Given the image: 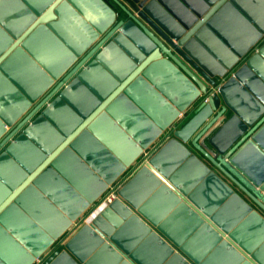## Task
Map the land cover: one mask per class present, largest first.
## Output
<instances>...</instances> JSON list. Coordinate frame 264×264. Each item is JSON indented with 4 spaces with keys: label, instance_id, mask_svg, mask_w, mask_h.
I'll return each mask as SVG.
<instances>
[{
    "label": "water",
    "instance_id": "1",
    "mask_svg": "<svg viewBox=\"0 0 264 264\" xmlns=\"http://www.w3.org/2000/svg\"><path fill=\"white\" fill-rule=\"evenodd\" d=\"M37 261L264 264V0H0V264Z\"/></svg>",
    "mask_w": 264,
    "mask_h": 264
},
{
    "label": "built area",
    "instance_id": "2",
    "mask_svg": "<svg viewBox=\"0 0 264 264\" xmlns=\"http://www.w3.org/2000/svg\"><path fill=\"white\" fill-rule=\"evenodd\" d=\"M147 153H144L143 156H147ZM130 178V172H126L125 174L122 175L120 182L117 183L116 185L112 186L109 188V194L107 196H105L102 200H101V206H105L106 204L110 203L114 198H115V192ZM35 264H40V262H36Z\"/></svg>",
    "mask_w": 264,
    "mask_h": 264
},
{
    "label": "crops",
    "instance_id": "3",
    "mask_svg": "<svg viewBox=\"0 0 264 264\" xmlns=\"http://www.w3.org/2000/svg\"><path fill=\"white\" fill-rule=\"evenodd\" d=\"M185 117V115H182L180 118H184ZM167 135H162L154 144H153V147H152V149H149L148 150V152H145V153H147L148 155H151V154H153V151H154V149L158 146V145H161L162 144V142H164V140H166L167 139V137H166ZM139 162V161H138ZM136 163L135 164V166L137 165V164H139V163ZM247 166L249 167L250 166V169H252V171H256V170H259L260 169V167L256 164V161H254V160H250V161H248L247 163ZM129 172V171H128ZM131 174V173H130ZM103 209V207H99V209H97L96 211H95V214L93 213V216H95L96 214H98L99 213V211L100 210H102ZM87 215V213H85V215L84 216H86ZM92 216V217H93ZM82 218H83V216H82ZM88 221L86 220V223H87Z\"/></svg>",
    "mask_w": 264,
    "mask_h": 264
},
{
    "label": "rangeland",
    "instance_id": "4",
    "mask_svg": "<svg viewBox=\"0 0 264 264\" xmlns=\"http://www.w3.org/2000/svg\"><path fill=\"white\" fill-rule=\"evenodd\" d=\"M128 173H129V172H128ZM65 237H66V236H63L61 240L63 241V240L65 239ZM61 240H60V241H61Z\"/></svg>",
    "mask_w": 264,
    "mask_h": 264
},
{
    "label": "bare ground",
    "instance_id": "5",
    "mask_svg": "<svg viewBox=\"0 0 264 264\" xmlns=\"http://www.w3.org/2000/svg\"><path fill=\"white\" fill-rule=\"evenodd\" d=\"M5 131H7V129H5ZM104 206V205H103ZM102 207V206H101Z\"/></svg>",
    "mask_w": 264,
    "mask_h": 264
}]
</instances>
